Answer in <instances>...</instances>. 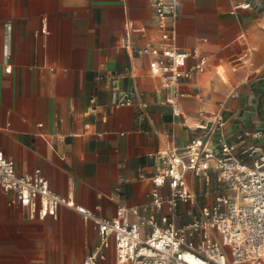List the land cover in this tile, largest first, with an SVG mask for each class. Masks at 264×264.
I'll list each match as a JSON object with an SVG mask.
<instances>
[{"label": "crops", "instance_id": "crops-1", "mask_svg": "<svg viewBox=\"0 0 264 264\" xmlns=\"http://www.w3.org/2000/svg\"><path fill=\"white\" fill-rule=\"evenodd\" d=\"M154 1L0 0V151L18 174L40 168L55 192L106 218L119 205L142 207L155 189L168 194L152 183L155 156L171 149L184 156L204 132L196 129L207 122L201 111L223 114L214 140L236 145L235 155L250 144L264 150V0L236 10L234 0H179L175 45L205 57L179 80V116L162 78L149 73L153 56L139 53L162 44ZM123 78L131 79L130 104L116 103ZM208 173L205 184L185 172L195 198L178 202L177 225L219 195L216 172ZM9 195L0 186V264H81L99 245L97 224L72 208L39 219L8 204ZM102 251L99 264H130L117 262L112 241Z\"/></svg>", "mask_w": 264, "mask_h": 264}, {"label": "built area", "instance_id": "built-area-1", "mask_svg": "<svg viewBox=\"0 0 264 264\" xmlns=\"http://www.w3.org/2000/svg\"><path fill=\"white\" fill-rule=\"evenodd\" d=\"M179 0H155L154 12L160 29L162 44L144 47L139 53L153 56L149 73L161 77L170 90L169 104L174 116L181 114L180 98L184 96L179 80L187 78L201 68L205 57L197 48L181 49L175 45V23ZM252 6L251 0H234L232 10ZM123 47H129L127 40ZM195 62L188 66V59ZM6 65L5 69L10 70ZM128 72V71H127ZM122 75L112 73L111 79ZM131 92L117 94V104H130ZM93 101V99H91ZM207 122L196 129L204 132L192 137L185 145V155L176 149L156 154V167L151 176L153 185H164L168 194L158 190L140 208L119 205L113 218L96 214L78 204L72 196L61 195L49 185L40 168L30 173L18 174L11 158L0 151V186L10 195L8 204L18 203L29 210V216L43 219L57 216L63 205L79 212L85 219L97 224L100 243L84 256L81 264H99L104 258L103 248L113 242L118 263L130 264H240L264 262V150L250 144L235 155L236 145L223 139L214 140L216 131L225 125L223 114H208ZM205 118V117H204ZM261 136L260 131L252 137ZM210 160L214 164H210ZM216 172L219 194L210 205L188 210L190 219L176 224L178 202L193 203L195 196L188 189L185 172L205 176L210 183L209 170ZM229 191L230 193L226 192ZM136 216L130 220L129 215Z\"/></svg>", "mask_w": 264, "mask_h": 264}, {"label": "water", "instance_id": "water-1", "mask_svg": "<svg viewBox=\"0 0 264 264\" xmlns=\"http://www.w3.org/2000/svg\"><path fill=\"white\" fill-rule=\"evenodd\" d=\"M88 80H91L93 78V73H89L87 75ZM122 85H123V90L127 92H133L131 86V79L129 78H123L122 79Z\"/></svg>", "mask_w": 264, "mask_h": 264}, {"label": "rangeland", "instance_id": "rangeland-1", "mask_svg": "<svg viewBox=\"0 0 264 264\" xmlns=\"http://www.w3.org/2000/svg\"><path fill=\"white\" fill-rule=\"evenodd\" d=\"M196 183H197V185H200L201 184V180H196ZM201 200H203V199H201ZM205 200H203V202H204ZM263 264H264V262H263Z\"/></svg>", "mask_w": 264, "mask_h": 264}, {"label": "bare ground", "instance_id": "bare-ground-1", "mask_svg": "<svg viewBox=\"0 0 264 264\" xmlns=\"http://www.w3.org/2000/svg\"><path fill=\"white\" fill-rule=\"evenodd\" d=\"M245 263L255 264V263H251V262H245Z\"/></svg>", "mask_w": 264, "mask_h": 264}]
</instances>
